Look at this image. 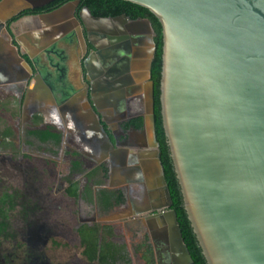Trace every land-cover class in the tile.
Wrapping results in <instances>:
<instances>
[{
  "label": "water",
  "instance_id": "obj_1",
  "mask_svg": "<svg viewBox=\"0 0 264 264\" xmlns=\"http://www.w3.org/2000/svg\"><path fill=\"white\" fill-rule=\"evenodd\" d=\"M126 1L149 8L163 25L164 128L185 209L208 264H264V0ZM134 24L151 33L148 60L137 69L149 102L146 126L157 145L155 171L167 200L159 206L147 204L145 213L157 211L144 218L151 231L164 228L175 264H196L173 209L160 157L152 80L157 34L149 19ZM117 45L101 49L99 55L118 61L125 50ZM71 80L61 92L64 105L74 101L68 92ZM127 80L110 84L116 90L128 85ZM74 94L84 96L80 89ZM87 106L94 115L91 126L99 133L92 132L90 139L104 145L103 156L77 179L105 161L113 178L114 158L122 156L118 135L104 126L91 103ZM66 136L60 156L34 154L63 162ZM23 148L27 150L25 144ZM61 180L60 175L59 185ZM102 221L117 220L109 214Z\"/></svg>",
  "mask_w": 264,
  "mask_h": 264
},
{
  "label": "flooded vegetation",
  "instance_id": "obj_2",
  "mask_svg": "<svg viewBox=\"0 0 264 264\" xmlns=\"http://www.w3.org/2000/svg\"><path fill=\"white\" fill-rule=\"evenodd\" d=\"M87 1L0 0V99L4 102L11 100L17 105L18 117L11 115V122L20 135L27 126L40 125L35 119L42 116L46 123L57 125L64 135L67 134V148L78 149L95 164L103 156L104 145L90 139L92 132L99 135L91 126L94 116L87 106L88 103L93 105L104 126L118 135V148H122V156L118 153L114 158L116 174L112 178L110 172L108 187L122 190L126 202L111 211L117 221L108 223L117 225L135 249L145 241L151 244L150 228L144 216L140 215L133 217L129 227L120 212L131 201L130 194L127 198L125 191L131 189L138 193L139 186H143L142 191H147L148 178L151 177L147 171L154 168L151 162L155 156L147 159L150 154L143 155L144 151L155 153L157 145L153 139L149 142L147 128H144L149 105L146 104L137 69L148 60L146 50H150V33L141 36L146 44L136 47V56L132 53L129 59H125V54L122 60H107L99 55V51L109 49L113 44L108 40L109 30L121 28L125 21L132 25L138 19L120 13L122 8L111 9L113 13L107 11L106 8L110 7L107 2L97 14L86 4ZM142 28L145 29L139 27ZM139 29L137 31L141 33ZM144 31L149 32L147 29ZM127 32V35H133L130 40L138 36L135 31ZM68 77L73 79L68 92H73L74 101L64 105L61 92ZM127 79L128 85L116 90L111 87V82L122 84ZM79 89L84 96L74 94ZM140 118L144 119L145 134L137 125ZM23 144L19 138L18 147L23 152H30L28 147L24 150ZM119 175L125 180L118 179ZM135 184L140 185L136 187ZM105 216L97 208L91 222L105 224L102 221Z\"/></svg>",
  "mask_w": 264,
  "mask_h": 264
},
{
  "label": "trees",
  "instance_id": "obj_3",
  "mask_svg": "<svg viewBox=\"0 0 264 264\" xmlns=\"http://www.w3.org/2000/svg\"><path fill=\"white\" fill-rule=\"evenodd\" d=\"M104 2L110 4L106 10L111 13V9L122 8L119 12L127 13L133 19H149L157 34L152 80L155 83L160 157L184 240L196 264H208L185 209L182 188L164 128L161 100L163 25L149 8L130 1L89 0L86 4L99 14L97 11L106 6H103ZM17 109L11 100L4 102L0 99V160L10 158L13 163L22 164L25 168V180L19 182H14L0 170V264H32L35 260L48 264H156L153 248L147 241L133 249L117 225L84 221V218L91 219L97 208L108 215L126 202L122 190L108 187L111 172L109 162L98 165L77 179L94 165L78 149L67 148L63 162L35 155L34 152L60 156L64 133L57 125L48 124L42 116H36L35 122L41 126H27L20 135L11 122V115L18 117ZM137 125L143 127L144 119L140 118ZM19 138L30 152H23L18 147ZM60 175L62 183L59 185ZM37 179L42 180L31 185V180ZM50 181L51 188L45 194H39L37 189ZM39 214L49 215L53 232L43 246L35 249L27 239V225L33 216ZM3 226H9L7 231L3 230Z\"/></svg>",
  "mask_w": 264,
  "mask_h": 264
},
{
  "label": "crops",
  "instance_id": "obj_4",
  "mask_svg": "<svg viewBox=\"0 0 264 264\" xmlns=\"http://www.w3.org/2000/svg\"><path fill=\"white\" fill-rule=\"evenodd\" d=\"M143 153V155L146 156L147 153L150 154L148 155L147 159L153 158L154 156L153 152L144 151ZM20 166H22L23 176H25V168L22 164H20ZM147 174L151 176L150 178H148L150 182L147 185V191H142L143 186H139L140 184H135L136 187L139 186V188H137L138 193H135L131 189L125 191L127 198V194H130L131 201L128 206L122 209V212H120L122 214L120 215H122V219H125L126 223H128V226L132 219L137 218L139 215L145 216L157 211L156 209H150V212L145 213L143 211V208L147 204H150L152 206H159L164 204L163 202L166 200L161 176L154 169L147 171ZM118 179L125 180L123 177H121V175L118 176ZM145 197L148 198L146 199ZM138 206L142 208H139ZM139 211H142V214H138ZM119 218H121V216ZM161 231L162 230L159 228V230L155 229L154 231H151L150 229L149 232L152 237L151 246L153 248L155 262L156 264H175L173 260L174 253L172 252V248L169 243H165L166 236L164 235V232Z\"/></svg>",
  "mask_w": 264,
  "mask_h": 264
},
{
  "label": "rangeland",
  "instance_id": "obj_5",
  "mask_svg": "<svg viewBox=\"0 0 264 264\" xmlns=\"http://www.w3.org/2000/svg\"><path fill=\"white\" fill-rule=\"evenodd\" d=\"M149 102L146 101V104ZM130 105H134V103H130ZM149 108V106H148ZM147 128L146 126V122H145V126L144 128ZM143 127L140 128V132H142L143 134L145 129ZM147 133V138L149 140V142L151 143V130L149 128H147L146 130ZM153 144V142H152ZM0 170L3 174H5L6 176H9L11 178V180H13L14 182H19V181H23L25 180V178H23V171H22V166H20V164L17 163H13L10 158H6L3 160H0ZM42 179H37V180H31V185L35 182V181H41ZM52 186V181L46 183V185H44V187L38 188L37 191L39 194H45V191L48 190L49 188H51ZM46 198H44V202H46L45 200ZM92 221L94 220V218L92 217L91 219L89 218H84V221ZM30 224H28V231H27V239L29 241V243L32 245V247H34L35 249L43 246L48 238L49 235L52 234L53 232V226L50 223V219H49V215L48 214H39L36 216H33L30 219ZM4 227V226H3ZM9 228V226H5L4 227V231H7V229ZM0 229L2 230V226H0ZM40 261V262H39ZM35 260L33 262H31L32 264H48L45 262H42L41 260Z\"/></svg>",
  "mask_w": 264,
  "mask_h": 264
},
{
  "label": "bare ground",
  "instance_id": "obj_6",
  "mask_svg": "<svg viewBox=\"0 0 264 264\" xmlns=\"http://www.w3.org/2000/svg\"><path fill=\"white\" fill-rule=\"evenodd\" d=\"M108 23H110V22H108ZM137 28L139 29V26H137L136 24L135 25L134 24L131 25V24H128V23L126 24V21H125V23H123L122 27L119 28V29H118V27H116V28L113 27V29L109 30L110 33H109V36H108V40H111L113 42L112 45H109V48L118 47L117 44L119 43V44L122 45V48L125 50L124 51V55L126 54L124 56L125 59H129V57H130L129 54L134 53V55H135L136 54V47L138 45L136 42L138 41L139 43H144L145 44L146 43L145 42V38H143V40H142L141 36H143V35L145 36L147 33H150V32L144 31L143 28H142L143 30L139 29L141 31V33H139L137 31ZM127 30L135 31L136 34H138V36H136V40L135 41L130 40V37H132L133 35H127V34H129V32H127ZM123 37L125 38V40L123 39ZM148 37H149L148 39H150L151 33L149 34ZM121 60H122V54H121ZM120 73H122V71H120ZM127 81H129V80H127ZM91 116H94V115L91 114ZM151 163L154 165L153 169L156 170L155 159ZM161 230L164 231V228H161ZM165 236H166V234H165Z\"/></svg>",
  "mask_w": 264,
  "mask_h": 264
}]
</instances>
